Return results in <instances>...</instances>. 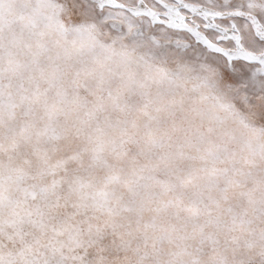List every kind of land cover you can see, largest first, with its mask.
I'll list each match as a JSON object with an SVG mask.
<instances>
[{
    "label": "snow or ice",
    "instance_id": "6c2138e0",
    "mask_svg": "<svg viewBox=\"0 0 264 264\" xmlns=\"http://www.w3.org/2000/svg\"><path fill=\"white\" fill-rule=\"evenodd\" d=\"M0 264H264V0H0Z\"/></svg>",
    "mask_w": 264,
    "mask_h": 264
}]
</instances>
